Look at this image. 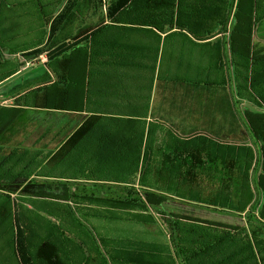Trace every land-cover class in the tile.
<instances>
[{"label":"trees","instance_id":"obj_1","mask_svg":"<svg viewBox=\"0 0 264 264\" xmlns=\"http://www.w3.org/2000/svg\"><path fill=\"white\" fill-rule=\"evenodd\" d=\"M105 6L108 21L83 26L69 40L55 39L62 27L52 24L28 52L47 55L46 72L19 91L13 105H0V259L9 264L14 255L20 264H59V247L72 236L90 244V231L74 210L82 203L95 209L86 216L161 223L174 264H264V49L253 42L256 24L264 19V0H232L229 7L235 8L233 66L223 82L235 85L229 86V96L243 105L249 144L223 145L222 170L203 167L205 147L212 142L207 135L189 136L154 118L156 86L174 76L170 31L202 38L184 14L186 0H110ZM202 76L192 82L206 84ZM26 108L70 112L63 125L73 127L52 147L9 143L5 135L16 129ZM82 178L125 183L129 191L76 196L84 201L52 199L70 198L65 185ZM194 178H202L208 198L190 192L199 183ZM59 185L66 188L56 192ZM169 198L237 213L244 222L168 211L162 204ZM108 239L116 251L127 250L120 248L123 239ZM128 253H116V261L134 260Z\"/></svg>","mask_w":264,"mask_h":264},{"label":"crops","instance_id":"obj_2","mask_svg":"<svg viewBox=\"0 0 264 264\" xmlns=\"http://www.w3.org/2000/svg\"><path fill=\"white\" fill-rule=\"evenodd\" d=\"M231 1L186 0L187 9L184 14L202 38L188 31L186 34L179 33L177 28L170 31L172 33L169 38V67L174 76L172 80L162 82L169 83L171 90L168 111L170 116L173 117L176 108L177 119L182 122L181 127L185 121L188 126L198 121L201 123L198 127L212 140L205 147L203 159L204 169L209 170L225 169L221 156V152L225 149L223 145L249 144L248 139H245L248 136L243 125V105L241 103L238 107L235 99L229 96V88L235 85L231 83L230 86L223 82L224 75L230 71L228 67L232 71L233 66L231 30L235 23V8H229ZM89 9L97 16L95 20L91 19L92 12L90 20L87 19L85 11ZM52 10L55 12L53 13ZM99 10V0H0V94L19 87L14 85L16 84L14 79L27 65L20 60V57L24 58L35 48L34 45L44 37L46 27L57 23L62 27L61 29L68 28L70 36L67 40H69L83 26L98 24L103 20L108 21L104 16L99 21ZM72 26L76 27L74 31L69 29ZM34 27H38V34L35 33ZM253 42L257 47L261 46L264 49V19L256 24ZM199 74L203 75L206 84L196 86L192 81L196 80L195 76ZM160 84L156 86L153 106L156 105V94ZM200 90L202 94H198ZM0 105L11 106L13 102L0 103ZM248 105L253 108L252 103H247ZM5 136L25 139L34 136V131L12 129ZM23 145L28 146L26 143ZM116 184L119 183L82 178L65 185L67 186L65 194L70 195V198L52 199L84 201L82 197L76 196L113 197L116 194L111 192V188ZM58 188L60 190L56 192L66 187L59 185ZM12 195L18 196L13 193ZM28 199L34 200L32 197ZM87 236L90 244L82 242L78 236H72V242L60 245L61 263L59 264H116V262L127 264L126 260L116 261L113 243L110 245L106 243V248L100 249L97 237H93L90 233ZM47 251L50 253L52 249ZM129 253V259H136L132 264H142L141 252L129 251ZM134 254H138V257H134ZM0 264H8V262L0 259ZM9 264H20L17 256L13 255V260Z\"/></svg>","mask_w":264,"mask_h":264},{"label":"rangeland","instance_id":"obj_3","mask_svg":"<svg viewBox=\"0 0 264 264\" xmlns=\"http://www.w3.org/2000/svg\"><path fill=\"white\" fill-rule=\"evenodd\" d=\"M100 10H99V21L102 17H105V13L107 10H104L103 5L106 4L105 9H108L110 0H100ZM53 11V10H52ZM55 11H53L54 13ZM91 12L93 14L92 20L96 19V15L94 11H85L87 14V19L90 20ZM52 13V14H53ZM61 17V16H59ZM35 28V33L38 34V27ZM65 28V27H64ZM61 29L57 36L54 37L55 39L60 38H68V34H70L68 28ZM69 29L74 31L76 29L75 26L69 27ZM46 31L50 30V27L45 28ZM49 34L47 35L48 38ZM21 43H19L20 45ZM29 54L27 53L24 58L20 57V60L26 62L27 65L14 79L16 84L19 87L14 88L13 90H8L6 93L0 94V103L8 104L15 101L16 94L23 89H27L34 84L36 79L41 78L44 73L46 72L45 61H47V55H39L38 57H28ZM202 90L198 94L201 93ZM171 98V90L169 83H161L157 90L156 94V105H154V117L157 121L161 123L172 124L173 127L177 128V131L180 133L187 132L189 135H194L199 132H202L200 128L193 127L187 129V131H183L180 126L182 122L178 121L177 119V111L175 108V112L173 117L170 116L168 113L169 111V100ZM50 115V116H49ZM70 112H53L49 114L47 110L40 109L35 110L32 108H26L25 113L23 114L21 120L15 126L18 130H31L34 131V136L29 138H21V137H9V143L17 142V141H25L26 145L36 144L38 147L43 145H50V147L54 146L58 141H60L61 136L64 134L61 133L69 131L70 127L66 128L64 121H66L67 117H69ZM73 115H80V114H73ZM49 116V117H48ZM79 117V116H77ZM40 125V126H39ZM51 125V127L49 126ZM186 125V121L183 123V126ZM49 128L50 131L45 132L46 128ZM45 133V136H41ZM40 137V139H39ZM155 147L158 145L159 140L161 141V136H158L155 139ZM158 141V142H157ZM46 149V148H45ZM48 149V148H47ZM46 149V150H47ZM202 178H194L193 186L190 188V192L194 195H201L203 199L207 197V186L202 187ZM198 184V185H197ZM205 185V184H204ZM205 188V189H204ZM129 187L122 183L116 184L113 188H111V192L115 193L116 195H126L128 194ZM197 191V192H196ZM199 192V193H198ZM198 193V194H197ZM190 194V193H189ZM162 207L168 211H173L181 214L197 216L202 218H208L218 221L230 222V223H237L242 224L244 222L243 215L229 212L226 210H219L213 208L211 206H206L200 203L191 202L190 200H179L176 198H169L162 204ZM74 210L76 214L80 217V219L86 224L84 227L86 230H89L90 234L93 237H97L100 249H105L107 244L109 245L112 242L109 238H116V239H123L121 242V246L126 248L127 250H131L136 252H141L143 261H147L149 264H174V259L170 257V241L167 234V230L165 226L161 223L158 225L155 224L153 226H148L145 223L133 219H112V218H101V217H94L92 215H84L86 213H93L95 211L94 207L90 206L89 204H82L76 203L74 204ZM136 211V210H135ZM82 232V229L80 230ZM114 244V243H113ZM115 248V245H114ZM127 250L122 251L118 249L115 254L119 253L121 255H126L128 252ZM131 253V252H130ZM129 253V254H130ZM19 255V253H18ZM140 256V255H139ZM20 257V256H19ZM134 257H138V254H134ZM20 259V258H18ZM136 260V259H134ZM134 260H127V264H132ZM117 264V262H116Z\"/></svg>","mask_w":264,"mask_h":264}]
</instances>
